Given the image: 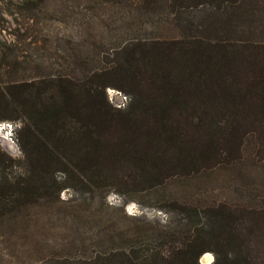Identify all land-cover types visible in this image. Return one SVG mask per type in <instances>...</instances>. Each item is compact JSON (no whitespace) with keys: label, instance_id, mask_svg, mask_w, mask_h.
Listing matches in <instances>:
<instances>
[{"label":"trees","instance_id":"obj_1","mask_svg":"<svg viewBox=\"0 0 264 264\" xmlns=\"http://www.w3.org/2000/svg\"><path fill=\"white\" fill-rule=\"evenodd\" d=\"M100 3L140 22L162 14L174 35L114 44L112 65L102 74L85 67L74 73L77 57L67 55L72 74L34 75L27 61L22 78L0 86V122L18 124L14 134L21 153L13 161L0 151V219L45 206L66 221L83 217L101 223L88 232L76 229L55 248L60 256L20 248L36 254L30 262L17 256L16 264H202L199 257L207 251L214 256L209 264H264L261 191L249 195L243 186L238 199L173 204L178 219L171 212L161 220L120 209L104 224L103 209L113 207L94 196L118 183L155 187L174 177L241 165L245 143L252 146V167L264 160V47L218 35L232 25L233 6L256 1ZM198 10L207 15L195 23ZM0 60L1 67L5 59ZM107 74L112 82L95 81ZM106 86L129 95L125 107L109 103ZM69 181L86 195L59 198L62 189H74Z\"/></svg>","mask_w":264,"mask_h":264},{"label":"rangeland","instance_id":"obj_2","mask_svg":"<svg viewBox=\"0 0 264 264\" xmlns=\"http://www.w3.org/2000/svg\"><path fill=\"white\" fill-rule=\"evenodd\" d=\"M255 1L257 4L251 6H233L232 25L218 35L240 44L264 47V0ZM122 11L106 7L100 0H44L43 3L38 0H0V59H5L0 67V86L22 78L27 61L34 75L52 72L72 74L80 71L81 67L102 74L112 65L110 48L114 44L131 37L169 38L174 35L171 22L162 14L153 21L140 22L124 17ZM206 15L205 11L198 10L192 20L198 23ZM209 35L215 36L216 33ZM67 55L77 57L73 72L67 64ZM102 78L96 77L95 81H113L110 74ZM119 93L125 94L111 86L105 87L106 98L114 107L120 102ZM125 96L124 106L120 108L129 102V95ZM17 126V123L0 122V151L13 161L21 157L14 134ZM244 145L241 165L235 162L233 166L217 167L188 179L174 177L155 187L127 182L112 186L105 195L96 190V202L113 207V210L103 209L102 224L113 217V211L119 212L120 209L127 215L161 220L169 217L171 212L173 218L178 219L181 213L173 209V204L206 205L229 198L238 199V191L243 186L248 188L249 195L259 191L264 194V160L257 168L252 167L249 159L252 146L249 143ZM58 178L62 180L61 174ZM69 182L74 189H62L59 198L81 199L86 195L79 190V184ZM61 216L55 209L38 206L23 211L16 218L0 219L1 264H16L20 255L24 256L22 260L30 262L36 253L18 251L29 246L40 247L39 252L46 255L60 256L55 248L67 243L76 229L88 232L101 225L99 220L94 222L82 217L66 221ZM204 253L211 254V263L213 253ZM202 255L199 262L207 264L209 261L203 260Z\"/></svg>","mask_w":264,"mask_h":264},{"label":"built area","instance_id":"obj_3","mask_svg":"<svg viewBox=\"0 0 264 264\" xmlns=\"http://www.w3.org/2000/svg\"><path fill=\"white\" fill-rule=\"evenodd\" d=\"M119 94L121 95V99H120V102L116 105V107H118V108L124 106V102L126 101V96L124 94H121V93H119Z\"/></svg>","mask_w":264,"mask_h":264},{"label":"bare ground","instance_id":"obj_4","mask_svg":"<svg viewBox=\"0 0 264 264\" xmlns=\"http://www.w3.org/2000/svg\"><path fill=\"white\" fill-rule=\"evenodd\" d=\"M202 259L203 260H205V261H211V259H212V256H211V254H207V253H204L203 255H202Z\"/></svg>","mask_w":264,"mask_h":264},{"label":"water","instance_id":"obj_5","mask_svg":"<svg viewBox=\"0 0 264 264\" xmlns=\"http://www.w3.org/2000/svg\"><path fill=\"white\" fill-rule=\"evenodd\" d=\"M210 262H208L207 264H209Z\"/></svg>","mask_w":264,"mask_h":264}]
</instances>
